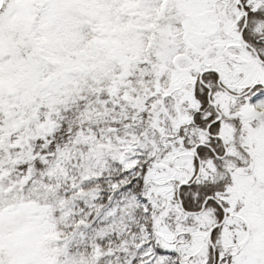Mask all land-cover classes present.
<instances>
[{"label":"snow or ice","instance_id":"snow-or-ice-1","mask_svg":"<svg viewBox=\"0 0 264 264\" xmlns=\"http://www.w3.org/2000/svg\"><path fill=\"white\" fill-rule=\"evenodd\" d=\"M0 264H264V0H0Z\"/></svg>","mask_w":264,"mask_h":264}]
</instances>
